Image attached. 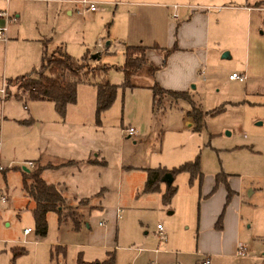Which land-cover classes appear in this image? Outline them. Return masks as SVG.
<instances>
[{
    "label": "rangeland",
    "instance_id": "1",
    "mask_svg": "<svg viewBox=\"0 0 264 264\" xmlns=\"http://www.w3.org/2000/svg\"><path fill=\"white\" fill-rule=\"evenodd\" d=\"M23 3V16L11 24L19 37L0 40V90L6 86L10 95L0 98V165L4 171L11 167L7 174L0 171V185L9 195L0 204V264H79L80 256L88 264L105 260L110 252L115 264H264V94L246 92L244 81L229 78L243 68L244 41H238L234 56L210 62L192 94L162 93L156 106L151 88L140 81L125 85V49L134 42L127 36L135 35V16L127 18L111 3L97 2L96 11L79 3L72 14L59 1ZM168 4L173 9L175 3ZM0 8L6 3L0 1ZM58 46L76 58L88 56L93 64L107 65L102 76L119 85L113 104L101 114L103 130L91 122L90 138L100 144L109 163L96 172L120 191L94 200L104 207L93 211L90 227L84 222L76 228L69 218L60 221L59 212L51 211L48 231L39 235L34 202L28 204L22 189V170L23 165L31 167L28 161L34 156L26 119L45 111L41 101L27 98L20 80L9 79L38 69L45 53L59 56L61 49L54 52ZM98 51L103 56L91 59ZM82 83L85 103L93 86ZM190 111L198 115L199 128ZM130 125L136 127L135 135L127 133ZM190 161H198V169L175 172L177 190L170 201L164 198L167 182L146 189L149 168L175 169ZM218 174L237 190L226 205L230 210L222 228L217 220L228 190L224 181L217 182ZM118 207L124 211L117 219ZM158 223L167 239L160 237ZM26 226L33 231L25 234ZM57 245L65 253L60 248L52 256ZM19 247L25 251L15 255Z\"/></svg>",
    "mask_w": 264,
    "mask_h": 264
},
{
    "label": "crops",
    "instance_id": "2",
    "mask_svg": "<svg viewBox=\"0 0 264 264\" xmlns=\"http://www.w3.org/2000/svg\"><path fill=\"white\" fill-rule=\"evenodd\" d=\"M0 1L5 2L6 8L14 15V20L11 21L9 27V38H18L19 30L17 28L13 32L11 24L23 16L25 0ZM46 1L61 2L69 14L74 13L79 3L84 4L80 0ZM93 1L115 4V9H119V11L121 9L129 19L135 16L131 26L135 35L132 36L130 32L127 36L128 42L134 41L129 43L146 45V54L150 61L161 64L167 54L166 63L154 74L150 71V65L145 64L142 70L132 76V83L140 81L141 85L151 88L152 83L157 80L166 88L185 90L191 93V89L197 88L200 74L205 68H208L210 62L234 56L235 51L238 52V48H240L238 41L242 39L244 41V62L242 70L238 73H243L245 79L239 81H244L246 92L264 94V0ZM168 3H175L172 5L173 9ZM12 4H17V8L13 11L11 10ZM87 6L85 9H88ZM148 8L153 12H149ZM2 21L4 19L0 17V22ZM36 25H39L38 22ZM162 39L165 40L162 41ZM107 43L110 41L108 40ZM5 48L8 50V47ZM62 49H64L63 46H58L54 52L65 50ZM223 51L225 52L223 53ZM95 53H99L96 58L103 56L102 51ZM26 60L21 61L18 67L25 64ZM82 82L93 86L92 89L88 87L90 91L85 103L82 101V90H84V87H81ZM82 82L78 84L77 101L69 103L64 114L58 111L53 100L37 99L42 102L45 112L33 113L26 119L29 122L30 135L32 136V145H30L34 150V156L29 161H33L35 166L23 165V169L28 171L42 166V176L58 186L65 196L66 203L77 209L82 223L85 222L90 227V217L93 211L104 207L102 203H95L94 200L104 199L110 192H119L120 186L116 185L115 187V182L102 179L103 176H100V172H96V169L101 165L109 168V163L101 152L100 144L90 138V124L99 123L96 128H101L100 130H103L104 124L101 122L102 119L97 120L95 114L97 107L96 85L89 81ZM91 90H95V92ZM90 92H92L91 95ZM9 97V94L0 96L2 101ZM188 124L191 125L189 120ZM7 167L5 171L4 169L0 171L7 174L11 168ZM12 167L17 168L18 166ZM5 189L6 187L0 185L1 192L5 193ZM22 189L24 195L29 199L28 204H31V200L34 202L26 194L23 183ZM232 189L237 192L234 187ZM234 198H236L235 195ZM6 199L8 201V194ZM34 205L35 202L32 203V211ZM118 208L117 219L122 217L118 215ZM223 210L225 213L230 209L228 208L226 211V207H222L221 212Z\"/></svg>",
    "mask_w": 264,
    "mask_h": 264
},
{
    "label": "trees",
    "instance_id": "3",
    "mask_svg": "<svg viewBox=\"0 0 264 264\" xmlns=\"http://www.w3.org/2000/svg\"><path fill=\"white\" fill-rule=\"evenodd\" d=\"M147 46L143 44H128L125 49L126 62L124 64V70L126 73V84L132 85V75L138 73L145 64L150 65L151 73L161 68L167 60V54L164 56L161 64H156L148 58L146 54ZM88 56H84L82 59L72 56L66 51H61L59 56H48L44 54L43 62L38 69L32 70L30 73H25L17 78H10L9 81L20 80L21 86L25 91L29 92V98L32 99H49L53 100L56 104V108L59 112L64 114L69 103L77 101L78 97V84L82 81H89L97 87V107L96 116L97 120H100L103 111L108 109L114 102L118 84L110 82L105 76H102V72L106 71L108 66L105 64H93L87 59ZM154 102L157 104L162 93L169 94H182L189 95L190 93L185 90H177L164 87L160 82L155 80L151 85ZM195 118V128L200 127V119L197 114L189 112ZM198 161H190L182 164L175 169L167 168H149L148 176L146 179V189L156 190L160 188L162 176L171 171L175 174L179 170H191L195 172L198 169ZM217 182L224 181L227 185V197L226 205L230 202L233 193L235 192L230 186L227 178L221 177L219 174L216 176ZM23 187L26 194L32 198L35 202L33 207V214L35 218V230L39 235H45L48 231V213L50 211L59 212V219L63 221L65 218H69L76 228H79L82 224L80 213L74 207L66 203L65 196L55 183L47 181L42 176V166L32 168L31 170H23ZM177 187L168 184L166 191L164 192V198L166 201H170ZM224 207V208H225ZM224 210L221 212L217 220V226L223 227ZM65 248L62 245H57L52 249V256L54 253L59 252V249ZM24 247H19L16 254L23 253ZM113 252L109 253V256L105 260H96L88 264H115ZM82 257H79V264H84Z\"/></svg>",
    "mask_w": 264,
    "mask_h": 264
},
{
    "label": "built area",
    "instance_id": "4",
    "mask_svg": "<svg viewBox=\"0 0 264 264\" xmlns=\"http://www.w3.org/2000/svg\"><path fill=\"white\" fill-rule=\"evenodd\" d=\"M81 2H83L84 4H87V8L91 9V10H95L97 8L96 2L93 0H80ZM0 17L4 18L5 21L4 23L0 24V40L2 41H7L9 39V27H10V23L11 21L14 20V15L12 14V12L6 8V9H0ZM230 78H236L238 80H244L245 79V75L243 73H238L236 71H233L230 75ZM7 85V83H5ZM1 92L5 95L6 94V86L1 88ZM126 131L129 135H135L137 133V129L135 126L130 125L128 127H126ZM28 164L32 167L35 165V163L33 161H28ZM3 169V166L0 165V170ZM6 195L0 191V204L1 203H5L6 202ZM124 209L122 207L118 208V215L119 217L122 216ZM102 223V221L100 222ZM157 228L159 229V233H160V237L162 239H167L168 235L167 233L164 232V226L161 223L157 224ZM32 227L28 226L24 228V232L25 233H29L30 231H32ZM243 247L239 246L237 248L238 253H242L243 252ZM206 263L210 262V258L207 257L205 259Z\"/></svg>",
    "mask_w": 264,
    "mask_h": 264
},
{
    "label": "water",
    "instance_id": "5",
    "mask_svg": "<svg viewBox=\"0 0 264 264\" xmlns=\"http://www.w3.org/2000/svg\"><path fill=\"white\" fill-rule=\"evenodd\" d=\"M99 53H94L92 57L96 58L98 57ZM162 179L167 182L168 184H171L174 180V174L171 171H167L163 176Z\"/></svg>",
    "mask_w": 264,
    "mask_h": 264
}]
</instances>
